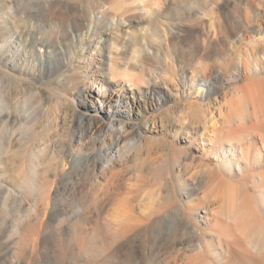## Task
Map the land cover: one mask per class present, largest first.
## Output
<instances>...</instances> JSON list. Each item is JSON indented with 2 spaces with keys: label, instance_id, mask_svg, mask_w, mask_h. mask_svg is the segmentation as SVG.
<instances>
[{
  "label": "rangeland",
  "instance_id": "374dc122",
  "mask_svg": "<svg viewBox=\"0 0 264 264\" xmlns=\"http://www.w3.org/2000/svg\"><path fill=\"white\" fill-rule=\"evenodd\" d=\"M126 3L134 9L127 15L116 14L113 19L114 26L110 24L113 16L110 14L109 4L104 6L108 8L109 14H97L106 19L100 21L99 32L92 35L90 47L79 58L75 71L78 79L73 80L72 84L83 88L88 85L89 76V80L93 76L102 81L103 85L99 92L93 85V88L87 91L86 100L98 93L102 97L112 95L114 106H118L120 97L132 100L134 94L130 92L131 84L119 76H114L117 86H113L105 77H111L110 69L116 68L119 63L122 64L133 47L140 49L139 62L143 67L146 83L155 81L162 85L169 92L170 100L162 105L159 96L148 93L154 103L143 118H121L125 123L137 122L144 138L150 140L151 146L163 139L170 148L150 158H145V155L143 159L130 156L127 160L116 163L112 169L113 173L102 171L99 164H96L94 169L91 162L87 164L82 160L71 170L68 163L62 162L59 151L69 144V117L81 107L78 106L76 88H72V84L68 85V82L65 83V80L57 83L55 88L45 93L43 116L32 123L33 129L28 131L31 138L30 148L25 149V146H20L17 142L12 154L3 155L0 164V193L8 187L17 188L16 185L23 179L34 184V189L29 190L25 197L29 202V211L24 212L31 220L30 228L34 226L35 208L40 203L42 191L45 194L46 190L53 189L55 179L62 177L57 192L60 196L58 212L63 209L68 214V211L75 207L77 216L81 217L77 223L79 229L77 234H57L55 230L60 224H56V221L52 227H48L47 233L45 231L46 242L34 253L28 245L36 241L37 234L30 236V230L24 235H10L7 239L11 246L9 258L15 263L98 264L107 249L113 246L119 247L118 253L121 257H127L131 250L137 255L146 253L149 247L145 245L144 240L141 243L140 237L131 241L126 240L127 235L120 236L117 233L115 221L112 219L113 214L119 211L126 216V221H133L136 216L141 218L143 225L148 222L143 219L145 215L150 214V219L157 215L162 216L165 229L154 233V236L161 239L172 236L178 228V235L188 236L186 229L190 215L185 207L187 204H194L198 197L201 198L200 192L206 194L205 198H202L203 203L213 209L212 215L210 214L213 218L217 217L222 221L220 212L231 206L234 209L237 207L236 201L223 199L222 192L217 195L209 193L204 176L215 165V161L205 160L203 151L208 150V157L212 158L209 149L216 144V127L229 118L227 122H234V118L239 119L237 115L242 116L247 112L249 104H245L248 99L245 97V101L244 96L249 89L246 84L252 80L245 77L238 80L228 78L235 68L243 67V61L246 60V44H250V38L257 40L259 45L264 47V0H126ZM256 12L259 15L255 18ZM139 13H143L141 20L134 22ZM129 15L131 17L126 18ZM246 15L252 18L249 20L250 27H246ZM75 18L79 20V17ZM56 21L52 26L39 24L37 28L42 32L47 31L46 34L53 41L60 40L65 50L68 43L72 44L69 37L73 16L61 14ZM0 22L9 27L7 20L0 18ZM18 30L13 27L9 34L2 36L0 52L4 57L11 56V48L17 47L14 39ZM51 30L55 31L50 34ZM108 42L111 43L110 47L107 46ZM143 44L149 45L154 51L150 48L147 50ZM40 53L38 55L33 49L31 54L17 59L15 63L12 60H8V63L16 69L35 75ZM114 73L117 74V70H114ZM83 93H86L85 88ZM189 102L201 105L202 113L196 119L191 113ZM26 114L31 119L35 117L31 109H28ZM116 124L117 122H114V126ZM185 126L191 128L188 140L182 136L185 135L182 134ZM78 145L73 143L70 146L80 156ZM95 145L97 147L99 143L95 142ZM174 148L188 152L187 155L191 154L194 157L193 162H189L182 152L180 154ZM38 149L39 157L34 159L39 164L36 167L37 172L33 174L30 160L33 156L32 150ZM209 166L211 167L208 169ZM178 167L182 179L186 180L184 190H179L176 185L174 175L178 172ZM94 173L98 176L97 182L92 179ZM193 178L198 180L197 189L192 186ZM227 183H221L222 191L228 190ZM251 190L252 194L255 193L254 188ZM175 200L182 203V209L169 213V207ZM1 203L0 201V218H6L5 220L11 223L13 216L20 215L15 210L14 215L12 208L4 207ZM69 204L72 205L71 208ZM198 215L203 216V210H198ZM199 219L200 229L213 230L212 221L205 223L201 217ZM75 225L76 223L70 224L71 228ZM13 230L10 229L11 232ZM186 248V243L163 248V259L170 261H163L161 264H185L192 256Z\"/></svg>",
  "mask_w": 264,
  "mask_h": 264
},
{
  "label": "bare ground",
  "instance_id": "6f19581e",
  "mask_svg": "<svg viewBox=\"0 0 264 264\" xmlns=\"http://www.w3.org/2000/svg\"><path fill=\"white\" fill-rule=\"evenodd\" d=\"M106 4H109L110 14L113 16L112 20L110 19L111 26H114L113 19L116 14L127 15L134 9L126 3V0H0V18L9 23L7 28L0 22V42L2 36L9 34L13 27L19 29L14 39L17 47L11 48L12 55L4 57L0 52V164L4 154L13 153L17 142L20 146H25V149L30 148L31 138L28 131L30 128L33 129L32 123L34 124L43 116L45 93L64 80L65 83L68 82V85H71L73 80L78 79V74L75 71L79 64V58L90 47L92 35L99 32L100 21L106 19V17L97 14H109L108 8H104ZM155 12L159 13V11ZM61 14L73 16L69 37L72 44L68 43L65 50L62 48L60 40L53 41L46 34L47 31L42 32L37 28L39 24L52 26L55 22L57 23L56 19ZM142 14L136 15V19H133L134 22L140 21ZM255 15L256 18L259 13L256 12ZM52 16H55L56 19H52ZM75 17H79V20H75ZM130 17L131 15L126 18ZM251 19L249 15L245 16L246 27H250L249 20ZM54 31L51 30L50 34ZM250 40V44L248 43V46L246 44V60L243 61V67L235 68L234 73L230 74L228 78L238 80L240 77H245L247 80H252L245 83L249 88L244 96V99L245 97L248 99L245 104H249L247 112L242 116L237 115L239 119L234 118V120L236 119L234 122H227L230 120L229 118L226 121L223 120L219 126L216 125V133H214L216 144L209 149L212 158L208 157V150L203 151L205 160L213 159L215 161L214 166L208 167V169L210 167L212 169L205 173L206 175L204 174L209 193L217 195L222 192L223 199L236 201L237 207L235 209L232 206L229 209L226 207L227 210L220 212L222 221L217 217L213 218L211 216L213 209L203 203L202 198H205L206 194L200 192L202 196L198 197L197 201L193 202L194 204L185 203L187 204L185 209L190 215L189 226L187 225L186 229L188 236L178 235L180 231L178 228L172 236L169 235L161 239L154 236V233L165 229L162 216L157 215L150 219V214L145 215L143 219L148 222L143 225L141 218L135 216L133 221H126L125 215L120 211L116 212L113 214L112 220L115 221L117 233L120 236L127 235L126 240L131 241L140 237L141 243L144 240L149 250L138 255L134 250H131L127 257H121L118 253L119 247L113 246L107 249L98 264H161L165 261L161 250L168 246L175 247L181 243H186L188 246L186 249L192 253L185 264H264V47L259 45L257 40H253V38ZM144 44L143 46H145ZM110 45L111 43L108 42L107 46L110 47ZM19 47L21 48L19 49ZM145 47L147 50L150 48L149 45ZM33 49L38 55L41 52L36 67L37 74L30 75L8 63V60L15 63L17 59L31 54ZM139 57L140 49L133 47L128 58L123 59L122 64L119 63L116 68L110 69L111 77H105V80L113 86H117L114 76H119L131 84L130 92L134 94V96L132 95L133 99L128 101L120 97L118 106L113 105L112 95L102 97L98 93L90 100H86L87 91L92 89L93 85L98 88V92L103 85V82L96 77L91 76L90 80V76L87 77L88 85L83 88L72 84V88H76L75 91L79 99L78 106L81 109L75 110V114L69 117L70 124L67 127L69 144L59 151L62 162L68 163L71 170L79 160H82L87 164L91 162L94 169L95 165L99 164L102 171H112L116 163L127 160L130 156L143 159V155H145V158H150L152 155L170 148L163 139L151 146L150 140L144 138L137 122L127 121L125 123L122 119L123 117L132 120L143 118L148 108L154 103L152 96L150 97L148 93L159 96L162 105L170 100L169 92L162 85L155 81H152L151 84L146 83ZM114 70H117V74L114 73ZM142 86H144L143 89ZM84 88L86 93H83ZM189 106L192 107L191 113L194 118L199 117L202 113L201 105L189 102ZM28 109H31V113L35 114L34 118L31 119L26 114ZM160 121L162 122V119ZM114 122H117L115 126ZM190 129V126H185L182 129L184 131L182 134L186 135H182L183 138H187L185 140L189 139ZM192 130L196 132L194 128ZM95 142L99 143L97 147ZM73 143L79 144L80 156L71 149L70 145ZM21 148L23 149V147ZM174 150L178 153L182 152L189 162H193L194 157L191 154L187 155L188 152L176 148ZM32 151L30 166L31 172L35 174L39 163L34 158L39 157L40 149ZM178 158L180 159V156ZM186 158H184L185 161ZM63 163L62 166H64ZM179 171L178 167V172L174 175L176 185L179 190H184L186 180L182 179V174ZM61 178L55 179L53 189L46 190L45 194L42 191L43 194L39 198L40 203L35 208L34 226L30 228L31 220L24 212L29 211V202L25 197L29 190L34 189V184L23 179L16 185L17 188L8 187L0 193L1 204L4 207L12 208L13 212L15 210L20 213V215H15L14 212L15 216L11 223H8L6 218H0V264H18L9 258L11 246L7 239L10 235H24L30 230V236L33 233L37 234L36 241L28 245L34 253L46 242L48 227H52L51 225L56 221V224H60L55 230L57 234H77L79 229L77 223L81 218L77 216V209L72 208L68 214L63 209L58 212L60 196L57 192L62 183ZM92 179L95 182L99 180L95 173L92 175ZM193 179L192 186L197 189L198 180ZM226 181L229 185L228 190L222 191L221 183ZM252 188L255 189L253 194L250 192ZM189 195L190 193L187 197ZM72 201L74 202L73 199ZM181 204L179 200H175V203L170 205L168 212L173 213L181 210ZM69 205L71 208L72 205ZM198 210H203V216L198 215ZM200 217L205 223L212 221L213 230L200 229V225H198ZM74 223L76 225L71 228L70 224ZM111 224L113 223L111 222ZM10 229L14 230L11 232ZM169 261L167 259L165 262Z\"/></svg>",
  "mask_w": 264,
  "mask_h": 264
}]
</instances>
